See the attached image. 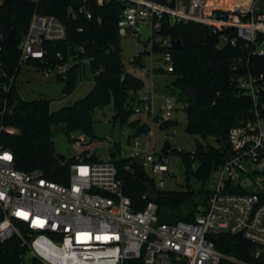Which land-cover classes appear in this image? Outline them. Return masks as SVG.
<instances>
[{"label":"built area","instance_id":"built-area-1","mask_svg":"<svg viewBox=\"0 0 264 264\" xmlns=\"http://www.w3.org/2000/svg\"><path fill=\"white\" fill-rule=\"evenodd\" d=\"M41 1L31 0L36 8L17 47L19 66L30 61L49 64L46 46L67 39L66 23L54 14L39 12ZM95 1L103 6L111 0ZM115 1L123 4L118 19L119 36L147 41L152 51L154 45L161 48L155 53L161 54L163 67L147 70L143 64H133L144 82L145 78L154 82L156 69L174 79L172 37L162 33L165 23H200L219 35V46L236 47L244 42L251 54L264 55V38H261L264 12L259 11L263 0L237 3L231 9L211 7L210 0ZM67 14L72 19H79L81 15L93 18L87 0L78 6L71 4ZM101 20L99 17L98 21ZM143 27L148 29V40L142 38ZM8 36L0 20L3 91H9L17 78V69L10 72L3 60ZM79 49L85 52L83 47ZM141 53L133 59L137 60ZM56 56L62 63L42 69L45 75L56 71L57 76L67 79L75 62L89 64L91 61V58L64 61L61 51ZM100 71L97 69L95 73ZM232 81L237 85L236 95L250 97L253 107L246 118L230 128L229 154L211 172L205 187L206 203L199 207L193 221L161 222L157 201L150 198L148 190L143 194L144 208L136 210L125 193V181L118 177L116 160L111 157L103 160L92 151H88L87 157L95 154L98 161L87 160L80 148L88 143L79 138L73 141L79 153L74 155L77 160L70 165L66 182L48 178L39 169H19L13 151L0 143V210L3 212L0 243L17 237L27 247L26 252L42 264H221L223 260L255 264L227 255L216 245L221 234L241 235L257 244V257L264 254V113L260 107L264 74L248 73L233 77ZM156 96L162 98L158 114ZM181 107L172 96L157 95L153 89L141 90L135 94L133 114L139 119L137 126L144 122L151 126L155 122L166 130L171 127L169 122H174L173 114ZM128 125L129 122L125 128ZM3 132L14 134L18 129L1 125L0 138ZM152 136L151 127L148 134L127 138L121 143L117 158L127 161L124 170L131 177L144 172V178L149 179L146 183L158 193L165 188L164 175L171 169L168 152L157 149V140ZM191 155L194 158L195 150ZM196 167L195 164L193 169ZM21 258L25 264V253Z\"/></svg>","mask_w":264,"mask_h":264},{"label":"trees","instance_id":"trees-1","mask_svg":"<svg viewBox=\"0 0 264 264\" xmlns=\"http://www.w3.org/2000/svg\"><path fill=\"white\" fill-rule=\"evenodd\" d=\"M82 1L40 2L38 11L54 14L62 19L67 25L68 36L63 42L49 43L46 46L49 51V64L40 61L29 63L42 69L56 66L62 63L56 56L57 51L63 53L64 61L91 58L89 66L95 76L94 88L73 105L52 111L51 101L48 99L25 100L18 94L15 84L9 91H3L0 86V126H14L18 129L14 134L3 132L0 143L13 151L19 169H39L48 178L59 182L68 180L70 165L77 157H67L63 162L57 158L53 126L64 124L69 139H72L71 135L74 133L94 138V111L113 104L115 111H118V115L114 116L115 122L121 125L129 122L131 127H135L139 124V119L129 121V116L133 114L135 94L145 87L141 77L126 70L122 59L118 19L123 4L111 0L100 6L95 0H87V8L93 13V18L89 19L84 15L79 19L69 17L68 7L71 4L78 6ZM250 1L239 0L233 3V0H212L211 7L231 9L237 3ZM35 8L36 5L31 0H2L0 6L2 24L8 33L12 29L15 30L13 40L6 41L3 60L10 72L17 69V75L20 69L17 47L28 30L29 20ZM99 17L101 22L98 21ZM162 33L182 40V46L172 50L175 61L174 79L166 88L170 90V94H175L177 101L182 105L181 110L187 116V131L200 136L203 141L197 143L194 158L191 151H177L185 164L187 184L181 190L158 191V214L161 222L193 221L199 207L206 203L208 194L205 185L211 172L221 165L229 154L230 128L246 118L253 107L250 97L236 95L238 89L232 78L248 73L264 74V55L251 54L250 47L244 42H240L236 47L230 44L219 46V35L213 33L208 26L196 22L175 25L165 23ZM142 42L148 44L147 41ZM79 47H83L85 52H81ZM153 51L160 52L161 48L154 45ZM141 54L135 60L138 65H142ZM86 64L75 62L68 72L67 79L57 76L65 82V93L74 88L85 68L83 65ZM97 69L101 71L96 74ZM260 103L264 113V91ZM169 125H174V122H169ZM131 137L132 135L128 140ZM120 149V142L114 143L110 157L116 160L118 177L125 181V193L131 198L134 208L143 209L146 204L143 199L147 190L145 183L149 179L140 174L137 177L127 174L124 170L127 161L117 158ZM87 154L88 151L82 152V156L87 160L98 161L97 155L87 157ZM193 164H196V169H193ZM192 178L202 184L199 189L192 188ZM2 217L3 212L0 210V218ZM216 245L227 255L250 263L264 264V254L256 256L257 244L241 235L221 234L216 240ZM26 251L27 247H23L17 237L0 243V264H24L21 255ZM32 264L42 263L34 258ZM221 264L237 263L223 260Z\"/></svg>","mask_w":264,"mask_h":264},{"label":"rangeland","instance_id":"rangeland-1","mask_svg":"<svg viewBox=\"0 0 264 264\" xmlns=\"http://www.w3.org/2000/svg\"><path fill=\"white\" fill-rule=\"evenodd\" d=\"M238 1L239 0H233V3ZM1 4L2 0H0V6ZM260 5L259 11L263 12L264 0L260 1ZM121 49L122 59L126 70L135 73L139 77L141 74L138 71H135L133 65H136L137 63L133 58L138 52L145 53L141 54V57L142 64L147 70L164 66V63L161 61V54L152 51L151 43L145 44L141 40L132 37H122ZM83 66L85 68L78 78L76 85L70 90V92L65 93L63 90L65 82L57 78L56 71H53L47 76L43 73L42 68L35 64H21L16 78V89L20 97L25 100L48 99L51 101V110H59L62 107L73 105L76 101L85 97L94 88V72L89 64ZM154 72V82L145 78V87L142 91L153 89L157 95L165 97L172 96L176 98L175 94L172 92V94H170V90L166 88V85L171 82V77L157 69L154 70ZM114 116L115 108L113 104L99 107L94 111V138L74 133L71 135L72 139H69L66 135L64 124L53 126L52 131L57 153L63 154L68 158L78 154L79 152L73 147L72 140L79 137L81 141L88 143L82 145L80 148L82 152L92 151L99 155L101 159L108 160L110 158V150L114 143H119L121 141L120 148H122L121 143L124 144L126 138L134 132L133 127L130 125L125 128L126 124L121 125L119 122H115ZM137 118V116L132 114L129 116V121H133ZM173 119L174 125L166 130L162 129L159 124L151 122L152 132L154 133V136L152 137L157 140V149L161 150L164 141L167 139L170 140L173 145L168 151L171 172L164 175L166 186L163 190H181L185 188V185L187 184L185 164L177 150L183 149L185 152L195 150L197 148V143L203 141L200 136L192 135L187 131V116L183 110L180 109L175 112L173 114ZM194 165L195 164H193L192 167H194ZM172 174L174 176H172ZM191 185L193 189H199L202 186V184L195 178L191 179ZM205 187L207 188L208 185L206 184ZM32 262L33 257L31 254L25 252V264H32Z\"/></svg>","mask_w":264,"mask_h":264},{"label":"water","instance_id":"water-1","mask_svg":"<svg viewBox=\"0 0 264 264\" xmlns=\"http://www.w3.org/2000/svg\"><path fill=\"white\" fill-rule=\"evenodd\" d=\"M4 1L6 2L8 0H4ZM14 32H15L14 29H12L10 31L9 36H8L9 40H13ZM148 37H149L148 29L146 27H143L142 28V38L144 40H148ZM171 42H172V48L173 49H178L182 46V40L181 39L171 38ZM161 103H162V98L160 96H156L155 97L156 114H158L160 111ZM117 115H118V111H115V116H117ZM150 130H151L150 124L147 122H144V123L135 127L134 132L132 134V137L135 138V137H139V136L144 135V134H148L150 132ZM171 148H172L171 141L168 139L165 140L164 145L162 147V151L168 152ZM56 156L62 162L65 161L67 158V156L60 154V153H57V152H56ZM141 176L144 177V172L141 173ZM145 186H146V189L148 190V192L150 194V198L154 201H157L159 196H158V193L155 191L154 187L149 183H145Z\"/></svg>","mask_w":264,"mask_h":264},{"label":"bare ground","instance_id":"bare-ground-1","mask_svg":"<svg viewBox=\"0 0 264 264\" xmlns=\"http://www.w3.org/2000/svg\"><path fill=\"white\" fill-rule=\"evenodd\" d=\"M211 2H212V0L209 1V6H211ZM231 8H234V7H231Z\"/></svg>","mask_w":264,"mask_h":264},{"label":"crops","instance_id":"crops-1","mask_svg":"<svg viewBox=\"0 0 264 264\" xmlns=\"http://www.w3.org/2000/svg\"><path fill=\"white\" fill-rule=\"evenodd\" d=\"M126 140H127V138H126ZM121 142V141H120ZM81 152V151H80Z\"/></svg>","mask_w":264,"mask_h":264}]
</instances>
